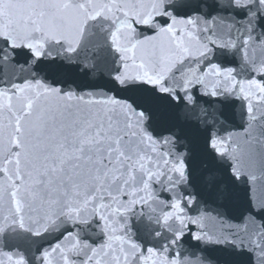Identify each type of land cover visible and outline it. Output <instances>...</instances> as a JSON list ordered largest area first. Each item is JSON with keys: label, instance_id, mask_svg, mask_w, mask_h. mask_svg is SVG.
Listing matches in <instances>:
<instances>
[{"label": "snow or ice", "instance_id": "6c2138e0", "mask_svg": "<svg viewBox=\"0 0 264 264\" xmlns=\"http://www.w3.org/2000/svg\"><path fill=\"white\" fill-rule=\"evenodd\" d=\"M0 264H264V0H0Z\"/></svg>", "mask_w": 264, "mask_h": 264}, {"label": "water", "instance_id": "95a60500", "mask_svg": "<svg viewBox=\"0 0 264 264\" xmlns=\"http://www.w3.org/2000/svg\"><path fill=\"white\" fill-rule=\"evenodd\" d=\"M209 226L211 227V224H209Z\"/></svg>", "mask_w": 264, "mask_h": 264}]
</instances>
